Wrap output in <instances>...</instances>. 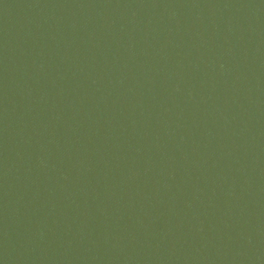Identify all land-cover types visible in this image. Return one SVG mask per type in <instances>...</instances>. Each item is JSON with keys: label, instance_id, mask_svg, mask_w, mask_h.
Wrapping results in <instances>:
<instances>
[{"label": "water", "instance_id": "obj_1", "mask_svg": "<svg viewBox=\"0 0 264 264\" xmlns=\"http://www.w3.org/2000/svg\"><path fill=\"white\" fill-rule=\"evenodd\" d=\"M0 264H264V0H0Z\"/></svg>", "mask_w": 264, "mask_h": 264}]
</instances>
